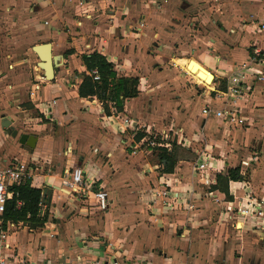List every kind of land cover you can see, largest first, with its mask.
Listing matches in <instances>:
<instances>
[{
    "label": "crops",
    "instance_id": "obj_1",
    "mask_svg": "<svg viewBox=\"0 0 264 264\" xmlns=\"http://www.w3.org/2000/svg\"><path fill=\"white\" fill-rule=\"evenodd\" d=\"M262 22L264 0H83L82 7L76 0H0V162L37 167L30 186L44 194L40 211L47 212L40 228L11 229L14 260L264 264V32L256 29ZM46 42L57 62L50 81L32 50ZM254 47L261 56L252 63ZM91 52L105 56L118 76L138 78V95L120 113L105 116L94 97L78 96L88 74L81 55ZM189 61L211 73L212 91L198 93L196 82L208 85L189 72ZM239 70L262 75L246 83L239 101L245 124L204 116L203 107L222 106L220 85ZM124 118L187 128V147L196 154L188 128L200 127L206 171L192 172L194 162L181 161L172 173H160L150 150L135 149L145 136L137 139ZM4 119L16 137L2 128ZM21 134L33 136L34 146L21 145ZM74 166L107 192L106 210L62 188ZM235 167L244 180L230 181L227 196L210 188L216 174ZM159 190L169 196L155 197ZM248 199L262 202L261 217L238 213Z\"/></svg>",
    "mask_w": 264,
    "mask_h": 264
},
{
    "label": "trees",
    "instance_id": "obj_2",
    "mask_svg": "<svg viewBox=\"0 0 264 264\" xmlns=\"http://www.w3.org/2000/svg\"><path fill=\"white\" fill-rule=\"evenodd\" d=\"M81 60L88 74L81 76L78 96L94 97L101 104L105 116L122 112L124 101L138 95V78L118 76L113 64L105 56L91 52L82 54ZM93 70L97 73V80L90 74ZM220 90H225V85H220ZM137 135L136 138L140 139L145 133ZM156 140V145L149 143L146 146L154 154L152 161L158 166L160 173L170 174L179 162H195L197 159V154L189 148L181 147L174 142L165 146L163 141ZM242 180L244 176L240 173L239 167L230 168L225 175L216 174L215 184L210 188L219 190L227 196L228 183ZM13 189L14 194L7 200L1 215L2 221L21 223L31 230L42 227L47 221V212L40 211L43 201L41 190L31 187L29 182Z\"/></svg>",
    "mask_w": 264,
    "mask_h": 264
},
{
    "label": "built area",
    "instance_id": "obj_3",
    "mask_svg": "<svg viewBox=\"0 0 264 264\" xmlns=\"http://www.w3.org/2000/svg\"><path fill=\"white\" fill-rule=\"evenodd\" d=\"M76 4L79 7L83 6V0H76ZM86 17L87 14H85ZM142 27V24L136 26V30H139ZM256 29L258 31L264 32V22L259 23L256 26ZM261 56V49L258 47H254V50L252 51V55L250 57V62H256L260 60ZM245 68V67H243ZM94 80L98 79L97 73L95 70H93L90 73ZM258 72L251 71V72H242V70H239L236 72L235 75L231 76L226 83L225 90L221 91L219 93V99H221L222 106L219 109H209L206 106L202 108L201 113L204 114V116L209 115L210 113L222 120L225 121L227 124L231 125H244L245 120L244 117L241 116L240 113V106L239 101L241 98L245 95L246 91L249 90V86L246 83H254L260 79H262ZM243 86H245V89H243ZM37 86L35 87V90H37ZM54 103V101H52ZM117 114V113H116ZM125 127H131L135 129V127L132 125V121L124 118L123 123ZM183 140H186L184 137ZM181 144V143H180ZM160 145V144H159ZM183 144H181L182 146ZM207 160L208 156H205L204 153L197 154V161L193 164V171L198 172H205L207 169ZM37 167L32 165V163H23L19 162L17 160H12L7 163L0 162V264H24V262L16 261L12 257V254H9L11 252V244L9 241L10 231L13 229L16 224L13 222H6L4 223L2 221L1 215L4 211L5 204L7 200H9L13 194L14 189L18 186L23 185L26 182H29L32 180L34 174L37 171ZM61 186L64 190H66L69 193L75 194V195H86L90 196L94 199L96 202V205L98 209L101 211H104L108 207V195L107 192L101 188L99 190H95L93 188V184L88 181V179L85 176L84 171L79 166H74L69 170H66L62 180H61ZM155 197H168L166 190H159L154 193ZM176 195H173V198L175 199ZM19 205L20 203L17 202ZM161 204H166L164 201H161ZM231 211V209H229ZM238 213L241 216H256L261 217L262 216V202L257 201H251L247 200L246 204L240 208L237 209ZM264 227V222L262 223ZM74 264H82V263H74ZM89 264H119L118 260L116 258L114 259H103V260H95L92 261Z\"/></svg>",
    "mask_w": 264,
    "mask_h": 264
},
{
    "label": "rangeland",
    "instance_id": "obj_4",
    "mask_svg": "<svg viewBox=\"0 0 264 264\" xmlns=\"http://www.w3.org/2000/svg\"><path fill=\"white\" fill-rule=\"evenodd\" d=\"M190 84H194L192 81H193V78H190ZM195 81V80H194ZM196 86V89L198 91L199 94H202V93H205L208 91V90H211L212 91V88L213 85L210 84L208 86L202 84V83H198L196 82V84H194ZM198 85V86H197ZM170 89V88H168ZM173 90H170V92H172ZM243 98V97H242ZM241 98V99H242ZM170 113V112H169ZM169 113H163V114H169ZM156 114V113H154ZM163 117H166V115H162ZM181 116L182 117H186V113L184 112H181ZM134 116H131V118H133ZM189 120H193V122L196 121L197 119V115L196 113L195 114H191L189 113ZM220 124L222 123H226L225 121H218ZM144 123H139L137 124L136 122H133L132 121V125L135 127V130L137 131V133H145V137L142 139L141 143L135 148L136 150H141V151H148L149 149H147V144L151 143V145H156L157 144V140L156 139H164L165 141L167 140L169 144L172 143V141H174L175 144L177 145H180L183 144L181 147H187V145H190L188 140H183V138L185 137L184 136V131L187 130V128H183L181 126H178L176 125L175 127H161V126H158L157 123L155 122H151L150 124H144ZM242 126V125H241ZM137 127H139L138 129H136ZM190 129L192 131H194L195 133V136L194 138H196V140L194 141L195 143L193 144V148L195 150H198L199 151V154L200 153H204L205 156H208V153L206 151V135H203L202 133V129L198 126H195V130L192 126H189L188 130L190 131ZM181 143V144H180ZM164 144V143H163ZM170 147V146H169ZM190 149V148H189ZM201 150V151H200ZM154 155V154H153ZM197 161V159H196ZM194 164V163H193ZM193 168V166H192ZM192 172H195V173H200L198 171H193L192 169ZM154 201V200H153ZM166 206V204H164ZM173 209H171L170 211H172ZM231 225V223H230ZM230 225H227V227H232ZM233 228V227H232Z\"/></svg>",
    "mask_w": 264,
    "mask_h": 264
},
{
    "label": "water",
    "instance_id": "obj_5",
    "mask_svg": "<svg viewBox=\"0 0 264 264\" xmlns=\"http://www.w3.org/2000/svg\"><path fill=\"white\" fill-rule=\"evenodd\" d=\"M32 50L34 53L38 56L42 63L43 71H44V77L47 81H50L53 77V70L56 67V57L51 54V44L49 42L34 45L32 47ZM211 76V81L213 80V76ZM1 126L4 129L11 130V137H16L17 131L13 129L12 126H10V122L8 119H4L3 122H1ZM18 142L21 145L27 144L28 146L32 147L34 146L35 139L33 136L27 135V134H21L18 137ZM42 198H44V194L42 195Z\"/></svg>",
    "mask_w": 264,
    "mask_h": 264
},
{
    "label": "bare ground",
    "instance_id": "obj_6",
    "mask_svg": "<svg viewBox=\"0 0 264 264\" xmlns=\"http://www.w3.org/2000/svg\"><path fill=\"white\" fill-rule=\"evenodd\" d=\"M188 70L193 75L201 79L205 84L210 85L211 84V76L207 70H205L203 67H201L197 62L195 61H189L188 63Z\"/></svg>",
    "mask_w": 264,
    "mask_h": 264
}]
</instances>
